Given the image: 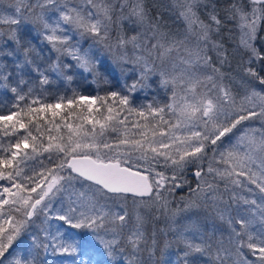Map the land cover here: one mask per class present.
Returning <instances> with one entry per match:
<instances>
[{
	"label": "snow or ice",
	"instance_id": "snow-or-ice-1",
	"mask_svg": "<svg viewBox=\"0 0 264 264\" xmlns=\"http://www.w3.org/2000/svg\"><path fill=\"white\" fill-rule=\"evenodd\" d=\"M153 7L0 0V264H264V0Z\"/></svg>",
	"mask_w": 264,
	"mask_h": 264
},
{
	"label": "trees",
	"instance_id": "trees-1",
	"mask_svg": "<svg viewBox=\"0 0 264 264\" xmlns=\"http://www.w3.org/2000/svg\"><path fill=\"white\" fill-rule=\"evenodd\" d=\"M6 2V0H5ZM218 2L220 4H226L227 2H229V0H218ZM147 3L150 7H152L153 5H155L156 7H153L152 10L155 13L157 10L159 9V6L161 5H166L170 3V0H147ZM165 15H168L167 13H165ZM172 19L174 20L175 17H172ZM231 27V24L229 25ZM259 35L264 36V23L261 24L260 27V32ZM88 43L85 42L84 47H87ZM112 86L115 87V80H113L111 82V85L108 84H104L102 81L99 85H97L94 82H91L89 80H84L82 77L77 76L73 79V81L71 82V84H68L67 82L63 81V80H54V82L51 85L46 86V92L44 93V95L48 96V98L51 100L53 96L57 95V94H68L71 95L73 90H77L79 92H82L86 95H96V94H100L103 95L105 91L108 90V88ZM4 97L2 94H0V100H3ZM143 101V97L142 95L138 96L137 98V103L142 102ZM51 118V117H49ZM70 119L75 120L76 117L73 114ZM77 123H79V121H77ZM189 178L191 181H193V186H194V182H195V177L191 175V173H189ZM181 195H187V188L183 189V190H177L176 193V200H179V197ZM131 209V206H129ZM177 249L176 246L173 245L171 252L172 253H176ZM168 259L173 261V264L175 262V260L177 259L176 255H171L169 257H167ZM49 261L50 264H56L57 262V257H49Z\"/></svg>",
	"mask_w": 264,
	"mask_h": 264
}]
</instances>
